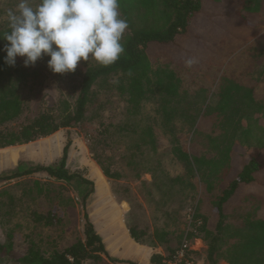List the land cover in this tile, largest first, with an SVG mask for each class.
Here are the masks:
<instances>
[{
  "label": "rangeland",
  "instance_id": "374dc122",
  "mask_svg": "<svg viewBox=\"0 0 264 264\" xmlns=\"http://www.w3.org/2000/svg\"><path fill=\"white\" fill-rule=\"evenodd\" d=\"M17 2L0 0V28L7 26L6 12L14 9ZM207 2L206 12L197 16L179 42L149 49L153 66L172 69L180 79L183 97L164 101L160 93L150 92L136 109L130 108L126 94L118 89L127 78L111 74L96 82L95 95L79 124L25 144L0 148V175L53 163L69 139L67 165L93 183L85 207L99 233L107 230L111 237L119 231L118 225L123 234L122 227L128 225L145 228L149 233L163 231L166 242L154 247L164 253L177 247L191 231L193 213L207 219V229L215 233L213 200L221 189L219 176L223 169L209 171L204 165L190 175L172 148L177 145L190 157L218 160L222 147L232 145L247 160L264 145V0H251L253 10L258 3L255 14L238 12L242 0ZM182 42H187L186 50L178 48ZM188 58L196 60L191 67L185 64ZM17 59L22 64L23 58ZM48 59L44 56L35 66L25 67L31 76L21 88L24 112L6 126L31 119L43 107L58 108L63 99L73 103L86 62H79L75 72L61 75L48 69ZM233 84L250 89L261 108H244L232 118L218 114L221 90ZM163 102L172 109L166 120L161 112ZM146 126L152 129L155 151L143 143L145 134L141 129ZM96 159L120 173L121 178L106 177ZM241 163L242 159L235 156L233 164L239 167ZM174 177L185 180L173 182ZM206 181L211 189H207ZM82 187L87 191L90 186ZM75 188L74 181H53L44 173L0 182V241L10 234L17 252L24 253L31 244L48 255L82 239V194ZM262 190L249 185L234 201L240 204L230 207L226 224L240 227L246 218L263 216ZM257 203L258 210L254 207ZM48 212L54 215V224L46 226L34 221L36 213ZM227 228L217 241L215 264H229L240 242ZM207 241L204 238V248L196 254L205 264L210 262ZM0 264L21 263L2 258ZM84 264L117 263L102 257ZM260 264H264V255Z\"/></svg>",
  "mask_w": 264,
  "mask_h": 264
},
{
  "label": "trees",
  "instance_id": "16d2710c",
  "mask_svg": "<svg viewBox=\"0 0 264 264\" xmlns=\"http://www.w3.org/2000/svg\"><path fill=\"white\" fill-rule=\"evenodd\" d=\"M35 4L39 0H32ZM208 0H119V10L123 18L127 19L129 28L125 33V52L113 65L104 67L94 63L86 62L85 70L80 78L77 95L72 104L63 99L58 108L43 107L32 117L11 127L9 123L17 121L24 112V101L21 88L31 76V71L25 68L17 59L14 67L7 66L3 62L5 53L0 52V148L25 144L37 138L49 136L63 128H70L79 124L85 116V108L95 95L93 87L99 80H105L111 74L124 75L127 80L118 86L122 94H126L127 104L130 108L136 109L142 99L150 92H158L164 101L173 100L176 97H183L184 92L180 91V79L172 69L164 66H153L149 57V49L154 45L170 46L175 44L179 37L187 35L188 30L194 25L197 16L205 13V6ZM258 2V0H257ZM251 0H242L238 12L255 14L258 12V3L252 8ZM249 11V12H248ZM8 25L0 28V47L7 41L3 35L8 31ZM181 42V41H180ZM187 42L180 43L178 48L186 50ZM177 48V49H178ZM84 62V61H83ZM223 90V91H222ZM221 90L222 100L220 101L217 113L228 116L237 115L244 108L253 106L258 111L261 107L255 103L251 96L250 89L233 84L230 88ZM227 108H231L227 112ZM170 110L163 102L161 112L165 120L169 119ZM250 118V117H249ZM145 134L143 143L150 144L155 151V144L150 126L141 129ZM248 129H246V132ZM105 131H102L104 134ZM70 140L67 139L63 147L62 155L49 165H34L23 171H14L0 175V182L31 175L44 173L53 181L75 182L76 190L82 194V234L83 238L70 246L55 250L46 255L35 245H28L24 253L17 252L12 243L10 234L0 241V260L8 258L21 264H84L87 260H102V257L117 264H135L129 260H118L110 257L100 235L96 232L93 222L89 219L85 207V200L93 190V183L87 179L78 169H71L67 165L68 147ZM140 149L141 146H137ZM172 152L178 156L187 168V172L193 175L202 166H208V170L223 169L219 182L221 189L213 200L215 213L214 232L207 229V219L193 213L191 231L186 233L187 239H193L202 235L207 242V257L209 264H215L213 255L217 251V241L225 229H231L237 235L240 242L236 245L229 264H260L264 255V215L252 219L243 220L240 227H233L226 224L229 216V209L240 203L234 202L241 197L249 185L262 187L264 194V145L256 151L249 159L239 154L232 145H225L220 150L219 159L203 160L190 157L177 145ZM136 158L135 154H132ZM235 156L242 159L239 167L233 164ZM102 167L103 174L112 179L121 178L120 173L112 171L109 166H104L99 159H96ZM159 163H157L158 165ZM184 181V177H174L171 181ZM83 185L90 186L87 191ZM207 189L211 184L206 181ZM244 194V193H243ZM258 195L256 193H252ZM260 196V195H258ZM264 196V195H263ZM257 198V197H255ZM260 198H262L260 196ZM263 199V198H262ZM258 210L259 205L254 204ZM260 210V209H259ZM34 221L46 226L54 224V215L36 213ZM54 221V222H53ZM228 225V226H227ZM130 236L140 244L156 246L164 244L166 238L163 231L149 233L145 228H138L134 225L127 226ZM183 239V238H182ZM180 244V243H179ZM174 249L167 252L171 254ZM164 254L155 253L151 256L152 264H162Z\"/></svg>",
  "mask_w": 264,
  "mask_h": 264
},
{
  "label": "clouds",
  "instance_id": "9594fccd",
  "mask_svg": "<svg viewBox=\"0 0 264 264\" xmlns=\"http://www.w3.org/2000/svg\"><path fill=\"white\" fill-rule=\"evenodd\" d=\"M7 41L0 47L3 62L14 67L23 58L24 67L35 66L44 56L54 74L75 72L79 62L100 66L115 64L125 52L129 28L119 10V0H18L6 12ZM196 60L188 58L191 67Z\"/></svg>",
  "mask_w": 264,
  "mask_h": 264
},
{
  "label": "crops",
  "instance_id": "0c3cea01",
  "mask_svg": "<svg viewBox=\"0 0 264 264\" xmlns=\"http://www.w3.org/2000/svg\"><path fill=\"white\" fill-rule=\"evenodd\" d=\"M117 233H112L111 237L108 236L107 230H103L102 233L96 232L100 235L102 241L105 244L106 250L110 257L118 260H129L135 264H152L151 256L155 253L164 254V250L156 248L153 246H148L146 244H140L136 242L129 234L126 227L124 229V234L119 227ZM114 236V239H113ZM153 249V250H152ZM155 249V250H154Z\"/></svg>",
  "mask_w": 264,
  "mask_h": 264
},
{
  "label": "built area",
  "instance_id": "2783aa9c",
  "mask_svg": "<svg viewBox=\"0 0 264 264\" xmlns=\"http://www.w3.org/2000/svg\"><path fill=\"white\" fill-rule=\"evenodd\" d=\"M203 248L204 245L201 238L187 239L184 236L171 254L164 253L162 264H205L202 260L196 258V254L202 251Z\"/></svg>",
  "mask_w": 264,
  "mask_h": 264
}]
</instances>
